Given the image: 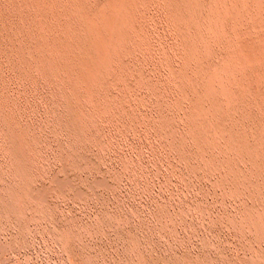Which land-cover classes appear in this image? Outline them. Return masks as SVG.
<instances>
[{
  "label": "rangeland",
  "instance_id": "374dc122",
  "mask_svg": "<svg viewBox=\"0 0 264 264\" xmlns=\"http://www.w3.org/2000/svg\"><path fill=\"white\" fill-rule=\"evenodd\" d=\"M114 1L0 0V264H264V59L205 95L225 42L196 61L181 0Z\"/></svg>",
  "mask_w": 264,
  "mask_h": 264
},
{
  "label": "bare ground",
  "instance_id": "6f19581e",
  "mask_svg": "<svg viewBox=\"0 0 264 264\" xmlns=\"http://www.w3.org/2000/svg\"><path fill=\"white\" fill-rule=\"evenodd\" d=\"M117 1V0H116ZM114 1V2H116ZM120 0H118L119 2ZM212 1V0H211ZM109 2V1H108ZM107 2V3H108ZM114 2H110L109 6H110V9L112 10V12L115 10H117L119 7L115 6ZM132 2V0H131ZM180 3L182 2L185 6V8L187 9H184V11L186 10V15H182V18L187 20L188 23H195L194 26H198L199 24L200 27L202 26L201 29H203L204 31H202L200 33V39H199V42L198 44H194L192 43L189 47H188V54L191 58H194L196 61L199 60V52H198V49L199 47H201L202 50H205V51H211V44L213 43H222V41H224V47H225V55L223 56V61L220 63V65H218L217 67L213 68V70L210 72V73H206L205 75V80H206V84H207V87H206V90L204 92L205 95H212V94H216L217 92H220L222 93L223 96L226 97V99H229L231 97V99L233 98L232 96V93L234 92V89H238L239 87L237 86L236 88H234V82H235V78L237 75L240 76L241 74V70H246V68H256V66L260 63H258V61L262 60V63H263V59L262 57H264V0H213V4H210L209 6V10L206 12V15L203 17V18H198L197 17V13L195 14L193 12V10L191 9V11L189 10V8H194L198 5V8H199V5L201 2L200 0H181L179 1ZM123 3H127L124 2V0H121V2L119 3L120 7L122 6ZM199 3V4H198ZM129 4V3H128ZM127 4V5H128ZM125 6V5H124ZM181 6V5H180ZM183 6V5H182ZM104 5L103 7L100 9L103 11L104 9ZM107 7V6H106ZM123 7V6H122ZM184 7V6H183ZM189 7V8H188ZM125 9V7L122 8L121 11H123ZM109 10V9H107ZM126 10V9H125ZM190 11V12H187ZM195 10V8H194ZM101 11V12H102ZM105 11V10H104ZM103 11V12H104ZM118 11V10H117ZM115 12L116 15L118 12ZM119 11V12H121ZM162 11V10H161ZM196 11V10H195ZM100 12V11H99ZM110 13V11H108ZM107 13V12H106ZM108 13V14H109ZM122 13V12H121ZM179 13V12H178ZM188 13V14H187ZM204 13V12H203ZM101 14L100 16L101 17H106L104 16L102 13H98V15ZM111 14V13H110ZM183 14V13H182ZM103 15V16H102ZM106 15V14H105ZM115 15V16H116ZM119 15V14H118ZM117 15V16H118ZM100 16H99V19H100ZM96 17V16H95ZM120 17V15H119ZM87 18H90V17H87ZM94 17H92L91 19H93ZM88 20L87 25H86V32L88 34V36L90 37L91 39V42H92V45L94 47V51L99 53L100 55L101 54H106L108 55V50L105 52V48H103V51H101L100 48H98L99 44L98 42L95 40V38L97 37L96 35H94L93 33V27L91 28V24L92 23H95L97 22L99 19H97V21L95 22H92V20ZM103 19V18H102ZM107 19V18H106ZM120 19V18H119ZM87 20V19H86ZM102 21V20H101ZM105 20H103V25L105 26H101L100 28L102 27H105V29H107L106 27V22H109V21H106L104 22ZM124 21V20H123ZM115 22V21H114ZM85 23V22H84ZM100 23V22H99ZM122 23V21H121ZM96 24V23H95ZM98 24V23H97ZM109 24V23H107ZM111 24V23H110ZM114 24V23H113ZM123 24V23H122ZM94 25V24H93ZM102 25V23H101ZM121 25V24H120ZM112 26V25H110ZM109 26V31H108V34L111 36V30H110V27ZM119 26V25H118ZM185 26V25H184ZM97 27V26H95ZM114 27V26H113ZM117 27V26H116ZM199 28V27H197ZM98 29V28H97ZM104 29V30H105ZM200 28L199 29H196V30H201ZM100 30V29H99ZM103 30V29H102ZM102 31L105 33V31ZM117 30H119L117 28ZM117 30H115V32H117ZM107 31V30H106ZM122 31V30H121ZM100 35V31H96L95 30V34ZM197 32V31H196ZM119 33V31H118ZM117 33V34H118ZM107 34V33H105ZM103 34V35H105ZM123 34V33H121ZM182 34V33H181ZM116 35V34H115ZM120 35V33H119ZM199 35V33L197 34ZM107 36V35H106ZM122 36V35H121ZM119 36V37H121ZM85 38V37H84ZM101 38V37H100ZM100 38H97L98 40ZM105 38V37H104ZM107 38V37H106ZM114 38V37H113ZM124 38V37H123ZM109 39V37H108ZM117 40V37L115 36L114 40ZM119 40V39H118ZM101 41V40H99ZM107 41V40H106ZM113 41V40H112ZM112 41H108V43H112ZM116 42V41H114ZM113 42V43H114ZM101 43L100 45L104 44L102 42H99ZM106 43V42H105ZM117 43V42H116ZM108 44V45H109ZM212 44V45H213ZM91 45V46H92ZM112 45V44H111ZM107 46V45H105ZM110 46V45H109ZM113 46V45H112ZM42 47V46H41ZM102 48V46H100ZM107 49V47H106ZM48 50V49H47ZM97 50H100V51H97ZM111 49H109L110 51ZM113 50V49H112ZM113 52V51H111ZM96 53V54H97ZM110 53V52H109ZM115 53V52H114ZM95 54V56H96ZM106 55V56H107ZM110 55V54H109ZM203 55V54H202ZM102 56V55H101ZM105 56V57H106ZM100 57V56H99ZM103 57V56H102ZM108 57V56H107ZM98 58V57H97ZM99 59V58H98ZM97 59V60H98ZM100 59H105V58H100ZM99 59V60H100ZM107 59V58H106ZM94 60L96 61V59L94 58ZM98 60V61H99ZM202 60V59H201ZM93 61V60H92ZM94 61V62H95ZM96 61V62H98ZM80 62V61H79ZM93 62V63H94ZM95 62V63H96ZM99 62L102 63V61L100 60ZM89 63V62H88ZM94 63V64H95ZM203 63V62H201ZM205 63V62H204ZM261 63V64H262ZM49 64V63H48ZM103 64V63H102ZM91 65V64H90ZM98 65V63L96 64ZM264 65V63L262 64ZM95 66V65H94ZM84 67V66H83ZM89 67V66H88ZM97 67V66H96ZM95 67V68H96ZM103 68L102 66L100 67V69ZM253 68V69H254ZM177 69V68H176ZM102 70V69H101ZM245 70L243 72H245ZM88 71H89V68H88ZM257 71V70H256ZM259 71V70H258ZM257 71V72H258ZM60 72V71H59ZM90 72H92V74H96V73H93V70ZM94 72H97L96 69ZM184 73V72H183ZM240 73V74H239ZM91 74V73H90ZM91 74V75H92ZM185 74V73H184ZM187 75V74H186ZM93 77V75H92ZM189 77V74L188 76ZM191 77V75H190ZM189 77V78H190ZM96 78V77H95ZM185 78V77H184ZM238 78V77H237ZM91 79V78H90ZM93 79V78H92ZM91 79V80H92ZM192 79V78H191ZM199 79V78H198ZM89 80V79H88ZM190 80V79H189ZM87 81V80H86ZM179 81V80H178ZM181 82V81H180ZM254 83V82H253ZM97 84V83H95ZM236 85L239 84L238 82L235 83ZM242 86V85H241ZM199 88V87H198ZM244 89V88H243ZM239 91H240V88H239ZM238 91V92H239ZM243 91V90H242ZM202 92V91H201ZM244 92H247V91H243ZM188 93V92H187ZM205 95H198V103L197 105L195 106V114H198V115H202V116H205L206 118H213L211 117V115L209 114L208 110L205 108V103H204V97ZM246 95V93H245ZM263 96V95H262ZM69 97V96H68ZM221 97V96H220ZM214 99V98H213ZM229 99V101L231 100ZM233 101V100H232ZM231 101V102H232ZM179 102V101H178ZM234 103V101H233ZM216 105V107H218L219 109H221V104L220 102L216 101L214 103ZM106 107V106H105ZM209 109V108H208ZM211 110V109H210ZM195 119V118H194ZM215 119V118H213ZM217 119L213 120V121H216ZM219 122H221L219 120ZM221 123H224V122H221ZM212 124V122H211ZM219 124V123H218ZM218 124H215L218 126V129L217 131L219 133H217V135H220L222 134L223 135V132H222V126L225 124H221V125H218ZM198 125V124H197ZM209 126V124H207ZM207 127V126H206ZM224 127V126H223ZM221 129V130H220ZM224 129H227V127L223 128ZM194 131V134H195V137L196 136H200V132L198 130H193ZM222 133H221V132ZM191 132V131H190ZM209 139V138H208ZM233 141H236V140H233ZM233 141H230V142H233ZM237 142V141H236ZM242 142V141H240ZM238 142V145H242V143ZM197 143V142H196ZM247 143V142H246ZM231 145H235V143L231 144ZM230 145V146H231ZM237 145V143H236ZM237 145V146H238ZM245 145V144H244ZM247 145V144H246ZM250 145V144H249ZM248 146V145H247ZM233 147V146H232ZM239 147V146H238ZM255 147V146H254ZM253 147V148H254ZM235 148V147H234ZM242 149V147H240ZM243 148H246V147H243ZM248 148V147H247ZM246 148V150H247ZM252 148V149H253ZM232 149V148H230ZM239 149V148H238ZM240 149V150H241ZM255 150V149H254ZM258 150V149H257ZM244 152V150H242ZM249 151V150H248ZM247 151V152H248ZM253 151V150H252ZM238 152V151H237ZM250 152V151H249ZM240 153V152H239ZM253 153V152H252ZM259 153V151H258ZM246 154V153H245ZM210 155V154H209ZM244 155V154H243ZM251 155V154H250ZM254 156V155H253ZM197 157V156H196ZM259 157V156H257ZM251 159V158H250ZM254 159V158H253ZM209 160V159H208ZM255 160V159H254ZM228 162V161H227ZM236 171V170H235ZM215 173V172H214ZM253 176V175H252ZM71 185V184H70ZM225 190V189H224ZM234 191V190H233ZM262 196V195H261ZM257 219V218H256ZM263 220V219H262ZM261 221V220H260ZM259 222V221H258ZM262 223H260L259 225H261ZM264 229V225H263V228L262 230ZM228 230V229H227ZM256 239V238H255ZM138 257V256H137ZM139 261V260H138ZM263 261V260H261Z\"/></svg>",
  "mask_w": 264,
  "mask_h": 264
}]
</instances>
